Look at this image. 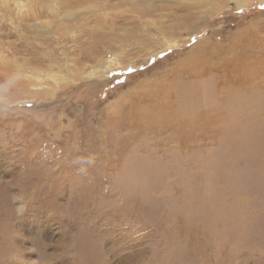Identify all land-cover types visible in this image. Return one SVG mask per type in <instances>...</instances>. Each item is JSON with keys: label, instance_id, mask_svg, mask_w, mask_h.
<instances>
[{"label": "rangeland", "instance_id": "1", "mask_svg": "<svg viewBox=\"0 0 264 264\" xmlns=\"http://www.w3.org/2000/svg\"><path fill=\"white\" fill-rule=\"evenodd\" d=\"M63 1L0 0V264H264V0Z\"/></svg>", "mask_w": 264, "mask_h": 264}, {"label": "bare ground", "instance_id": "2", "mask_svg": "<svg viewBox=\"0 0 264 264\" xmlns=\"http://www.w3.org/2000/svg\"><path fill=\"white\" fill-rule=\"evenodd\" d=\"M87 0H64L63 1V5H65V7H72V6H76V5H79V4H82L83 2H86ZM132 1V0H131ZM144 10H149V9H146L144 7H140V6H135L133 9H131V11H137V12H144ZM98 36V35H97ZM101 37V36H100ZM104 37V36H103ZM96 38V37H95ZM94 38V44H97L95 43L97 38L95 39ZM99 38V37H98ZM103 39V38H102ZM102 41V40H101ZM102 42H107L106 39H104ZM98 45V44H97ZM86 56V55H84Z\"/></svg>", "mask_w": 264, "mask_h": 264}]
</instances>
